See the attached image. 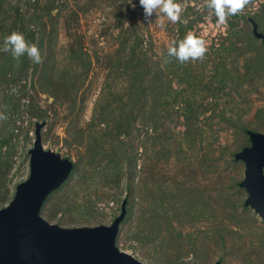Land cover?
<instances>
[{"label": "rangeland", "instance_id": "rangeland-1", "mask_svg": "<svg viewBox=\"0 0 264 264\" xmlns=\"http://www.w3.org/2000/svg\"><path fill=\"white\" fill-rule=\"evenodd\" d=\"M7 1H18L25 19L43 14L41 23L54 34L47 38L50 60L43 57L37 65L28 57L9 60L0 73V114L7 117L0 119V208L27 178L35 123L44 121L43 147L74 163L68 179L43 204L41 216L49 223L110 224L126 198L117 245L146 264H264V220L243 204L246 191L238 183L244 163L233 159L249 143L242 126L264 132V43L256 37L252 42L248 21L254 18L264 31V0L251 1L224 24L206 0H177L183 8L178 22L153 13L151 24L139 0L87 1L88 12L75 16L74 0ZM47 5L56 29L44 16ZM190 19L194 23L182 40L189 32L203 38L204 58L176 61L166 74L142 67L133 81L132 67L122 66L129 45L121 49L122 31L138 26L148 65L165 67L178 27ZM35 24L26 23L32 29ZM238 27L239 36L233 34ZM233 40L249 45L245 54L235 57L228 49ZM73 47L84 53L80 62L71 56ZM252 56L261 66L242 81L245 59ZM214 69L225 71L226 81L235 78V84H224ZM73 75L80 79L71 88ZM132 87L135 93L143 90L133 129L109 134L114 118L124 124L131 113ZM146 218L153 224L137 240Z\"/></svg>", "mask_w": 264, "mask_h": 264}, {"label": "water", "instance_id": "water-1", "mask_svg": "<svg viewBox=\"0 0 264 264\" xmlns=\"http://www.w3.org/2000/svg\"><path fill=\"white\" fill-rule=\"evenodd\" d=\"M252 34L264 43V31L248 18ZM36 122L28 149L29 174L16 185L10 202L0 208V264H146L117 245L127 199L110 224L62 227L41 216L47 197L70 176L74 163L58 151L45 149ZM249 143L234 154L244 163L239 185L246 191L243 204L264 220V132L246 130ZM213 264H221L216 260Z\"/></svg>", "mask_w": 264, "mask_h": 264}, {"label": "trees", "instance_id": "trees-1", "mask_svg": "<svg viewBox=\"0 0 264 264\" xmlns=\"http://www.w3.org/2000/svg\"><path fill=\"white\" fill-rule=\"evenodd\" d=\"M28 1H29L28 3H31L30 1L36 2V0H28ZM87 1H90L93 3L94 0H74V4L77 6V10L76 11L71 10L70 11L71 16H75V15L80 14V13L88 12V9L92 5L88 4ZM251 1H254V0H251ZM17 2L13 3V1H12V3H10L7 0H0V14H2L4 16L0 19V33L3 36V38L0 42V55L3 53L6 54L5 57L3 58L4 59V63H3L4 65H2V67H0V73L4 72V70L7 69L5 67L6 66L5 64L9 60L17 61L12 57V55L10 53H6V52L2 51L4 38L7 35H10L12 31L22 32L24 34L25 38L30 43L38 44L40 51H41L42 58L46 57L45 62L50 60V53L46 51V49L48 48L47 47V38H52V36L54 34L53 31L52 32L46 31L45 23H41V22H43L42 21L43 14H41L40 16L35 17V18L33 17V15H30L29 17H27V19H25V15L23 13H21V5L18 4ZM32 4L37 6L38 2L32 3ZM45 9L48 11L44 14V16H46V18L50 20L51 28L54 29V27H55V29H56L54 22H52L54 17H52L51 12H50L51 6L47 5L45 7ZM116 19L120 20V17L118 16ZM55 20L56 21L58 20V16L55 17ZM32 21H37V24H35V26H34V27H36L35 29L34 28L32 29L28 25H26V23H30ZM193 23H194V20L190 19V20L186 21V24H180V26L177 29L179 37H178L176 43H178L179 41L182 40L183 34L186 32V30L192 28ZM232 24L233 23H231V25ZM133 27H134L133 29L126 28L122 31L123 33H122V41H121V49L123 48V50H124L125 45L129 44L128 50H127L128 56L125 59L126 61H124V64H122L124 71L128 68V66L132 67L133 71L130 72L131 75H129V77L133 81H135L138 78L137 75L139 74V72H141L142 67L145 69L150 68L151 70H154L155 73H157V74L158 73L166 74L168 72H172V68L175 67V63L177 61L175 58H171V62L166 63L165 67L160 66L161 63L160 64L155 63L154 66L156 68L153 67V65H148V63H149V59H148V55H147L148 53H147V49L143 45L145 39L141 38V35H139V32H138L139 27L134 26V25H133ZM240 30H241V27H238L233 32V34L239 36L238 33H240ZM253 40H257L254 37V35L252 37V42L254 43ZM49 42H50V39H49ZM261 42L263 43V41H261ZM248 46H249L248 44H246L245 47L241 46V45L237 44V42L235 40H233L230 42L228 49L235 51L236 52L235 57H236L238 55L245 54L246 53V47H248ZM71 51L73 52V53H71V56L75 61L80 62V60L82 58H84V53L82 52L81 49H78V51H77V50H75V47H73L71 49ZM137 51H139L138 55L136 54ZM165 54L167 55V52H165ZM26 58H27V55L21 57L20 59L24 60ZM256 60H257V62H256ZM245 62L247 65V73H244V72L242 73V76H241L242 81H248L251 78H253V76L259 70V66H261L260 60L256 56L247 57L245 59ZM35 65H37V64H35ZM184 71H185V75L188 76V74H186L188 72L187 68H185ZM214 74L217 77L221 78L223 80L224 84H226V82H228V81H230V86H233L235 84V80H234L235 78L230 77L229 80L226 81V79H227L226 74L227 73L225 71L224 72L215 71V69H214ZM70 79H72L70 82V86H71V88H73L72 87L73 83L78 81L80 79V76L73 75ZM63 80H65V79H63ZM134 90L136 91L137 89L132 87V88H130L129 93H128V96H130V98L133 97L132 98L133 102L129 107V109H130L129 111L131 113H130V115L127 116L126 123L120 124L119 121L117 120V118H114V120L112 119L113 123L108 125L109 126V130H108L109 134L112 132H115L117 135H120V133H122V132H131V130L133 129V122L135 121V115H136V114L133 115V112H134V110H136V112L139 111L140 108L142 107L141 104H142V94H143V90H141V89H140V91H138V93H135ZM102 120L103 119H100L99 121L103 122ZM185 125L187 127L188 123H186ZM241 128H242V131L246 133L247 128L245 126H242ZM154 130H156V128H154ZM73 169H74V167H73ZM161 206H163V205H161ZM149 218H146L141 223L142 227H145V228L139 229L137 234H142V235L139 237L137 236V238H138L137 240H140L143 237H145L146 232L150 231V228H151L153 222H151V219H149ZM169 221H170L169 223H171L172 219ZM176 235H177V237H180L181 233H178V234L176 233Z\"/></svg>", "mask_w": 264, "mask_h": 264}, {"label": "clouds", "instance_id": "clouds-1", "mask_svg": "<svg viewBox=\"0 0 264 264\" xmlns=\"http://www.w3.org/2000/svg\"><path fill=\"white\" fill-rule=\"evenodd\" d=\"M250 2L251 0H206V7L214 12L218 23L224 24L230 16L242 12ZM139 4L142 6L144 18L149 24H151L153 13L157 17L159 14H163L169 21L176 23L180 20L183 11L182 5L177 0H139ZM160 26H164L163 19H160ZM2 51L10 53L17 61L25 55L35 64L41 63L43 59L38 44L30 43L19 31H12L4 38ZM207 51L206 41L189 32L183 40L169 45L165 63L171 62V58H175L182 64L188 61L202 60ZM11 91L14 94L17 89L13 87ZM0 119H7V117L0 114Z\"/></svg>", "mask_w": 264, "mask_h": 264}]
</instances>
